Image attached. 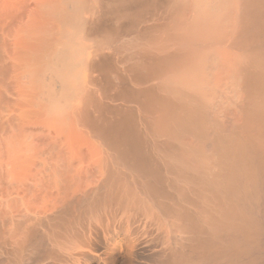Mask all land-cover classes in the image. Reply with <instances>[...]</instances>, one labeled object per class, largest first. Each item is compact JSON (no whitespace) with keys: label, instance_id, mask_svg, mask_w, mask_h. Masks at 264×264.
<instances>
[{"label":"bare ground","instance_id":"6f19581e","mask_svg":"<svg viewBox=\"0 0 264 264\" xmlns=\"http://www.w3.org/2000/svg\"><path fill=\"white\" fill-rule=\"evenodd\" d=\"M0 264H264V0H0Z\"/></svg>","mask_w":264,"mask_h":264}]
</instances>
